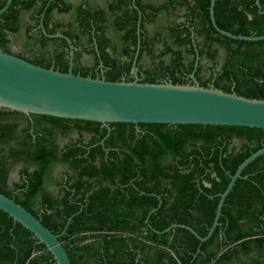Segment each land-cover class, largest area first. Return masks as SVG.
Segmentation results:
<instances>
[{"label": "trees", "instance_id": "16d2710c", "mask_svg": "<svg viewBox=\"0 0 264 264\" xmlns=\"http://www.w3.org/2000/svg\"><path fill=\"white\" fill-rule=\"evenodd\" d=\"M259 3L263 11L264 0ZM34 5L12 0L0 16L2 52L18 45L14 56L67 73L66 41L46 36L62 34L75 48L73 75L131 82L140 20V82L191 83L198 57L194 76L201 87L264 99V41L219 35L211 25L210 0H105V6H91V18L83 21L90 46L82 49L72 30H50L46 14V35L40 28L31 33L25 16ZM42 12L32 18L36 27ZM214 19L236 36L264 35L255 0H215ZM84 55H91V64L81 61ZM70 126L78 137L59 148L56 135L67 137ZM109 128L105 138L99 123L0 110V194L59 236L70 264H264V155L242 171L207 241L179 227L166 231L181 225L206 237L219 195L237 167L264 146V130L122 123ZM57 167L64 170L60 184L53 176ZM14 168L20 180L10 185ZM56 185L60 191L50 192ZM0 264L55 261L0 211Z\"/></svg>", "mask_w": 264, "mask_h": 264}, {"label": "water", "instance_id": "95a60500", "mask_svg": "<svg viewBox=\"0 0 264 264\" xmlns=\"http://www.w3.org/2000/svg\"><path fill=\"white\" fill-rule=\"evenodd\" d=\"M11 2L12 0H6L0 9V16ZM214 4L215 0H210L209 17L212 27L219 35L243 42L264 41V35L236 36L220 29L214 19ZM255 5L259 13L264 15L259 0H255ZM42 18L43 14L39 26L45 34ZM139 25L140 20L137 27V49L130 71L134 80L131 82H110L98 77L92 79L73 75L75 48L62 34L45 35L66 41L69 50L67 73L36 66L0 50V110L25 116L39 115L99 123L107 130L105 138L110 133L109 124L116 123L208 125L264 130V99L244 98L235 93H225L213 86L201 87L194 76L198 57L189 75L191 83L140 82L136 67L140 42ZM262 155L264 146L246 158L230 177L226 189L219 195L215 217L206 237L200 238L192 229L181 225H172L166 231L179 227L188 230L200 242L207 241L218 225L226 197L236 181L242 178V171ZM0 211L30 232L50 253L55 264H70L59 236L51 233L21 205L0 194ZM71 219H68L67 224Z\"/></svg>", "mask_w": 264, "mask_h": 264}, {"label": "flooded vegetation", "instance_id": "af4514ba", "mask_svg": "<svg viewBox=\"0 0 264 264\" xmlns=\"http://www.w3.org/2000/svg\"><path fill=\"white\" fill-rule=\"evenodd\" d=\"M44 1L45 0H34L35 5L31 7L28 12H26L27 14L25 17H27L28 23L31 26L30 32L34 33L38 28L41 29L40 26L36 27L35 20L32 18L36 16V12L38 10L43 8V12L41 13V15L43 14L42 25L44 15L46 14L48 18L51 19L50 30L55 32H65V30L70 29L74 34L79 35L81 41H83V45L80 43L78 49L89 47L90 44L86 43L87 36L85 35L88 27L83 21L84 19L91 18V6H105V0H47V3L44 5V7H42ZM10 54L13 55L14 53H12L10 50ZM97 69L98 72L102 73V69L96 68L95 70ZM70 127L72 132H70L67 137L56 135V141L59 148H62L69 142L75 141L77 139L78 135L75 133V131H73L74 128L72 126ZM30 132L32 133V130ZM83 139L86 140L87 137L84 135ZM63 175L64 170L60 167H57L53 170V176L58 180L59 184ZM59 186L60 185H56L55 187L50 186L48 189L50 192L57 194L60 191Z\"/></svg>", "mask_w": 264, "mask_h": 264}, {"label": "rangeland", "instance_id": "374dc122", "mask_svg": "<svg viewBox=\"0 0 264 264\" xmlns=\"http://www.w3.org/2000/svg\"><path fill=\"white\" fill-rule=\"evenodd\" d=\"M20 51V47L18 45H14L11 47V52L16 54ZM81 61L84 63V62H88L87 64H91V55H84L82 58H81ZM205 63V62H204ZM206 64V63H205ZM86 137V136H85ZM62 142V141H60ZM20 179H19V176H18V169L17 168H14L11 170L10 174H9V184H13L15 182H18Z\"/></svg>", "mask_w": 264, "mask_h": 264}]
</instances>
